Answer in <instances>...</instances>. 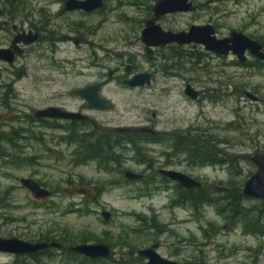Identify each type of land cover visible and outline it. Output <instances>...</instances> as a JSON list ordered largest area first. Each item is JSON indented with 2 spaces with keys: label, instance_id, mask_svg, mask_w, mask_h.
Returning <instances> with one entry per match:
<instances>
[{
  "label": "rangeland",
  "instance_id": "rangeland-1",
  "mask_svg": "<svg viewBox=\"0 0 264 264\" xmlns=\"http://www.w3.org/2000/svg\"><path fill=\"white\" fill-rule=\"evenodd\" d=\"M14 1L9 6L0 2V15H5L0 16V23H7L5 30H0V48L8 47L11 25L26 30L41 27L45 17L49 22L39 42L28 46L11 64L0 62V193L7 192L0 204V238L31 243L63 239L70 246L82 244L81 238L88 244L105 240L118 255L158 241V255L178 264H264V234L243 233L242 221L232 230L223 229L226 220L213 205L193 210L175 203L174 184L156 173L159 169L176 170L199 179L201 189L210 197L214 185L240 192L254 171L247 157L264 151V105L237 99L234 87L247 83L259 87L258 93L264 97V71L262 76L238 78L234 75L238 71L229 65L233 62L230 56L223 61L202 58L208 63L204 69L198 59L195 72L188 73L195 58L186 59L185 55L193 51L176 44L158 49L154 60L146 59L139 33L156 0H104L102 9L87 14L64 12V0ZM190 1L195 6L193 12L162 16L156 24L163 31L176 33L212 20L220 33L238 31L264 47V0ZM78 23L88 29L78 30L85 43L60 42L63 36H75L70 27ZM127 60L136 64L137 72H148L154 65L158 71L142 90L128 91L115 83L106 86L101 94L111 107L96 113L101 125L137 127L145 121L169 132L203 128L224 143L215 145L203 138L194 148L231 160L230 164L189 168L185 155L174 152L169 143L143 144L139 152L124 148L117 154L122 158L117 162L120 170L114 164H81L72 158L76 148L65 146L58 131L31 124L32 111L61 104L53 97L99 82L108 69L125 66ZM191 79L196 90L208 91L207 98L190 102L184 97L183 84ZM234 159L238 165L234 166ZM147 167L150 171L144 172ZM124 170L147 180L126 184ZM20 179L35 181L50 192L49 197L33 201L20 187ZM77 188L88 189L90 197L78 195ZM97 190L102 192L97 195ZM240 205L246 221L258 218L260 224L264 222L259 200L242 197ZM101 211L110 214L107 221L100 217ZM151 225L155 230L148 229ZM13 261L14 256L0 253V264ZM24 264L82 263L77 257L50 249L49 254H39L34 260L24 259ZM123 264L144 262L124 256Z\"/></svg>",
  "mask_w": 264,
  "mask_h": 264
},
{
  "label": "flooded vegetation",
  "instance_id": "flooded-vegetation-1",
  "mask_svg": "<svg viewBox=\"0 0 264 264\" xmlns=\"http://www.w3.org/2000/svg\"><path fill=\"white\" fill-rule=\"evenodd\" d=\"M189 2L191 5H190V10L187 13L193 12L195 9V6L193 5V3L190 0H189ZM103 7H104V0H103ZM79 12H81V11H79ZM85 14H87V13H85ZM176 14H178V13H176ZM182 14H184V13H182ZM0 16H4L3 18H5V15H0ZM81 16H88V15H81ZM150 16L151 15H149L147 18H149ZM144 21L142 23L143 27H144ZM211 21L212 20H210L206 24H191V25H189V27H191V26H210L212 28V31H213L212 36L214 37L215 40H222V39L228 38V36L231 32H238V31H230L227 34H222L218 31L217 25L215 26L214 23ZM48 22H49L48 18L45 17L43 22L40 23L41 27L40 26H38V27L30 26V27L26 28V30H24L22 28H18V26H17L18 24L11 25L10 30L12 33V37L9 41L8 46L10 45V42L13 39V37H15L16 35L21 34V33L26 34L27 32L35 33L37 35L36 41L29 46L34 45L36 42H39L41 40V38H42L41 33H43V31L46 30ZM5 24H7V23L6 22L0 23V30H2V29L5 30V28H4ZM188 28H187V30H188ZM70 29H74L73 33L75 36L74 37L63 36L59 40L60 42L63 41V43H65V42L70 43L74 46H80L83 43H85V40L83 39V37L81 36L79 31H86L87 32L88 29L86 27H84V25L82 23H78V24H76L75 27H73V28L70 27ZM239 33H241V32H239ZM250 40H252V39H250ZM42 41H43V39H42ZM139 41H140V33H139ZM253 41H255V40H253ZM140 43H141V41H140ZM256 43L261 47L260 51L264 54V47L260 43H258V42H256ZM168 45H170V44H168ZM17 46L21 49V53L19 55H14V57L21 56L23 54L24 50L28 47V46H23L21 43L17 44ZM182 46H185L190 51H193L194 53H196L198 55L197 57L194 56L193 52H190L189 54L185 55L186 59H191V58L194 59L195 58V61L190 62V64H189L188 73H192L193 71L195 72V70H196L195 66L198 64V59L200 62L204 63L203 66L201 67L202 69H204V67L205 68L208 67V63H206L207 60L202 61L201 60L202 58L203 59H216V60L223 61L225 58H228L230 56L233 57V62L229 63V65L238 71L234 74L238 78L244 77L246 79H249V78L254 77L255 75L256 76L257 75L262 76L261 72L264 71V60H259L255 57L251 56L248 53V51H245L243 53L244 60L239 61L235 56H232L231 54H228L227 56H216L212 52L205 51L203 46L199 45V44H188V45H182ZM162 47H164V46L152 47V48H150V54L146 55L145 51H144L143 44L141 43V50L143 52V56L146 59H151V60L155 59V52ZM127 61H128L127 62L128 64L125 66H122V64H117V67H115L114 69H112V70L108 69L105 73V76L103 77L104 79L99 81V82H93V83L87 84V85L80 87V88L71 89L70 91L65 92L62 95H58L57 97H53V98H56V100L61 101V104L59 106L51 105V106L45 107V108L54 107V108H58L61 111L66 112V113L81 115L84 117L83 120L34 118L33 113L36 111V110H34V111H32V114H31V119H30L31 124H37L40 127H42L43 129H45V127L47 129L48 125L51 127H56V129H49V130L58 131L62 136L60 138L61 142H63V144H65V146L76 148V151L72 155V158L73 159L75 158L76 161L81 163V164H83V163L88 164L91 162H95L99 165L100 164H106L107 165L110 163L114 164L115 162L119 163L120 160L122 161V158L117 155L118 153H120V151H122L126 147L127 148L131 147L132 149L139 152V146H142L143 144L144 145L145 144L162 145L164 143H166V144L169 143L171 147L172 146H185L190 151H192L194 145H196L198 142H200L199 140H201L203 138H206L207 142H209L211 144H215V145L219 144V143H221V144L224 143V140H219V139L216 140V139L210 137L209 135H207V132L205 129H203V128L199 129V128L192 127V126L185 129V130H175L174 129L171 132L165 131V130H157V129H155L154 125L146 124L145 121L143 122V124H141L140 126H137V127H109V128H107L104 125L102 126L101 122L98 121V119L96 118L95 115H96V113L104 112L111 107L110 102L107 99H105L101 94L106 86H108L111 83H115L116 85H120L122 87V89H125L128 91L142 90L143 88L147 87L150 84L151 80L153 79V77L156 75V73L158 71V70H156L157 67L154 65L152 67V69L148 72H137V71H135L136 64L132 63L131 62L132 60L131 61L127 60ZM153 64H154V62H153ZM224 65L225 64L223 63L222 66H224ZM120 68H122V71H120ZM201 68H198V69L201 70ZM241 71H243V72H241ZM144 73L149 74L148 84H143L142 86H136V87H129L124 83L125 81L131 79L133 76H135L137 74H144ZM262 77H264V76H262ZM194 84H195V82L192 79L185 81V83L183 84V91H182L184 97L186 99H188L190 102H197L203 98H207L208 91H206V94H205V91L202 92L201 90H196L193 86ZM187 86L194 93L193 94L194 98H191V97H188L187 95H185L184 90ZM250 86L251 85H248L246 83L244 85L240 84L239 87H234L235 97H237V99H239V100L244 99L246 102L251 103V104L264 105V97L261 96L260 93H258V89H260V88L259 87L258 88L257 87H250ZM89 88H95L93 90V92H94L93 95H91V93H86L85 95L87 97L96 96V97H98V99L106 102L107 108L105 110L97 109V108H91L89 106L88 102L86 101L87 98H82L78 95V91L89 89ZM214 92H217V91H214ZM37 110H41V109H37ZM154 116H155V114H151V119H154ZM238 127H239V125H238ZM144 137L150 138L151 140H147V143H146L144 141ZM97 138H99V139H97ZM201 151H203V150H201ZM203 152L206 153L207 155H210V156L212 155V157H213L209 161V163H211V164H207V165H213V166L218 165V166H224L225 167L227 165V163L230 164L231 160H226L223 157H218L219 155H217V154L214 155L208 151H206V152L203 151ZM177 153L185 155L186 166L191 168L192 167L191 161H190V159L187 158L186 154L181 153V152H177ZM256 154L264 155V151L253 153L251 156L247 157L246 161L249 163L250 167L254 170L248 176V178L256 170L254 164L251 162V157L253 155H256ZM232 162H233L234 166L238 165V161L236 159H234V161H232ZM117 168L119 170L121 169L120 167L116 166V169ZM149 169L150 168L147 167L144 170V172L145 171L149 172L150 171ZM161 170H167L168 171V169H159L156 171V173L158 175V178H160L164 181H169L170 183L174 184V187L177 190L176 191L177 192L176 201H178V203H180L181 206H184V205L187 206L186 204L183 205V203H182L184 200H182V198L180 196L181 193L187 192V191L188 192L196 191V190H199L201 192H205L203 189H201V183H200L199 179H195V181L200 184V186L198 188L182 189V188L178 187V185L175 182L170 181L167 178H165L164 176H162L159 173V171H161ZM124 171H126V170H124ZM169 171L179 172L176 170H169ZM123 172H122V177H123ZM130 172H132V171H130ZM132 173H134V172H132ZM179 173H181V172H179ZM181 174H184V173H181ZM138 175L141 176V179L138 181H130V180L125 179L123 177V182L127 184V183H137L139 181H146L147 180L143 175H141V174H138ZM185 176H187V175H185ZM155 180H156V178H155ZM101 192H102V190H97L96 194L98 195V193H101ZM88 193L91 194L89 190H88ZM240 194L242 197L245 198V200L250 198V197L243 196L241 193V190H240ZM38 201H40V200H38ZM187 207L191 208L190 206H187ZM223 213L220 215V216H223V218L226 220V223L223 225V229L228 227L230 230H232L233 227L238 225L237 222H240V220H237V219L230 220V219H228L229 214L226 213V215H225ZM109 218H110V216H109ZM248 222H252V221H248ZM40 242H55V241H40ZM28 243H31V242H28ZM34 243H37V242H34ZM56 243H58V242H56ZM155 243L158 245L157 249H156V251H157L158 249H160V243L158 241L150 243L148 247H150L151 245H153ZM85 244H88V243H85ZM60 245H62V244H60ZM148 247H145L142 249H146ZM109 248L114 251V256L112 259H110V260L101 259V260H91V261H96V262L110 261V262H113L115 264H123L125 254L124 255H118L119 253H117L114 250V248H112V247H109ZM46 250H50V249H46ZM54 250H56V249H54ZM42 251H44V250H42ZM42 251L35 252V253H40ZM57 251H59L61 253V251H63V250H57ZM66 253H68V252H66ZM70 254H72V253H70ZM125 257H127V259L131 260V261L137 260V261H143L145 263L144 259L138 258L135 255H133L131 257H128V256H125Z\"/></svg>",
  "mask_w": 264,
  "mask_h": 264
},
{
  "label": "water",
  "instance_id": "water-1",
  "mask_svg": "<svg viewBox=\"0 0 264 264\" xmlns=\"http://www.w3.org/2000/svg\"><path fill=\"white\" fill-rule=\"evenodd\" d=\"M189 0H156L151 9V16L144 21V27L140 31V41L143 44L146 55L150 54V48L165 46L168 44H176L178 46L188 44L202 45L205 51L212 52L216 56H227L231 54L239 61L244 60L243 53H248L259 59L264 60V54L260 51L261 47L253 40L248 39L242 33L231 32L228 38L215 40L212 36L213 31L210 26H191L187 31L172 33L163 31L156 24L158 18L176 13H187L190 10ZM103 8V0H64L63 11L74 12L81 11L83 13H91ZM37 39L35 33L27 32L26 34H18L10 42L7 48H0V62L11 64L14 55H19L21 49L17 44L23 46L33 44ZM149 74H137L124 83L129 87L142 86L148 84ZM95 88H89L78 91V95L82 98H87L91 108L105 110L106 102L98 99L96 96L87 97L86 93L93 95ZM185 95L194 98V93L187 86L184 90ZM192 94V95H191ZM34 118L43 119H67V120H83L84 117L78 114H70L54 107H47L41 110H36L33 113ZM251 162L256 170L244 183L241 193L243 196L257 199L261 202L264 208V155L256 154L251 157ZM159 173L170 181L175 182L182 189H195L200 186L198 182L175 171L161 170ZM123 177L130 181H138L141 176L132 173L128 170L123 172ZM19 185L26 190L32 200H42L49 197L50 192L39 186L31 179H20ZM76 193L83 195L84 198H89L88 190L77 188ZM110 214L106 211L100 212L102 220L107 221ZM157 244H153L146 249H138L125 253V256L131 257L135 255L138 258L144 259V264H178L174 261L162 258L156 252ZM46 249L63 250L68 253L76 254L88 260H110L114 256V251L102 244H77V245H60L56 242H37L28 243L14 238H0V253L9 254L12 256H24L33 254Z\"/></svg>",
  "mask_w": 264,
  "mask_h": 264
},
{
  "label": "trees",
  "instance_id": "trees-1",
  "mask_svg": "<svg viewBox=\"0 0 264 264\" xmlns=\"http://www.w3.org/2000/svg\"><path fill=\"white\" fill-rule=\"evenodd\" d=\"M0 2H4V5L6 4L9 6V5H12V3H14L15 1L14 0H0ZM47 128L56 129V127H51L49 125L47 126ZM32 139L35 141L37 140V139H34L33 136H32ZM97 139H99V138H97ZM147 140H151V139L144 137V141L146 143H147ZM171 148L176 153L177 152L185 153L187 158L190 159L192 167H201V166H205L207 164H211V163H209V161L213 158L212 155L211 156L207 155L206 153L201 151L199 148L193 147L192 151H190L185 146H172ZM110 164H112V163H110ZM114 165L118 166V163L115 162ZM220 186L221 185H218V186L214 185L213 186L214 192H212V195H213L212 197H210L205 192H201L199 190L190 191V192H188V191L183 192L180 195L182 200H184L182 203H183V205L186 204L187 206H190L193 210H196L201 205H206V206L207 205H211V206L213 205L216 207L215 209L219 215H221L223 212H225V213L229 214L228 219H230V220L237 219V220L242 221L243 233H248V234H252V235H256V236L264 234V226H263L264 222L262 224H260V221L258 218L255 222L245 221V219H246L245 217L247 215H246V213L242 212V208L240 206V201L242 200V196H241L239 191H236L238 188L235 189L234 185L228 184L227 185L228 188H231V189L234 188L230 191L229 189H227L223 186H221V187ZM6 194H7L6 191L3 193H0V204L4 203ZM92 202H94V200H92ZM175 203H178V201H175ZM263 210H264V208H263ZM134 218L136 221H139L138 216H134ZM148 229L155 230V227L153 225H151V226H149ZM42 241H54V240L42 239ZM55 242H58L59 244L65 245L64 244L65 242L63 241V239L55 240ZM107 242L108 241H105V240L100 241V243H103V244L109 246V244H107ZM80 243L85 244V243H87V241H85L84 238H81ZM49 251L50 250H44L40 253H33L30 255L14 256V261L11 264H24V259L29 258V259L34 260L37 255L49 254ZM61 253L66 257H77V258H79L80 263H82V264H93L96 262V261L87 260V259L82 258V257L75 255V254L66 253L64 251H61Z\"/></svg>",
  "mask_w": 264,
  "mask_h": 264
}]
</instances>
